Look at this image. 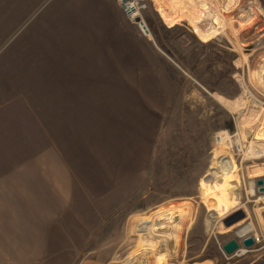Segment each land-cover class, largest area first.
I'll return each mask as SVG.
<instances>
[{
  "label": "rangeland",
  "instance_id": "obj_1",
  "mask_svg": "<svg viewBox=\"0 0 264 264\" xmlns=\"http://www.w3.org/2000/svg\"><path fill=\"white\" fill-rule=\"evenodd\" d=\"M68 1L74 5L65 7L59 22L81 28L82 54L84 40L105 44L109 38L106 43L114 49L121 38L117 33L124 34V86L135 81L136 67L145 63L153 69L145 73L143 104L139 96L136 103L131 88L124 93L112 87L99 90L96 106L82 105L80 135L74 144H65L64 161L47 170L48 185L45 175H34V205L18 208L23 212L16 223L0 224V264L264 260V225L257 210L264 199L248 194L250 187L257 192L256 180L264 176L250 178L246 171L251 164L264 165V141L256 135L264 116V72L258 73L264 69V1L240 0L237 9L230 5L229 12L221 13L228 0H142L139 16L147 36L115 0L106 7L92 0ZM108 22L122 24L124 33L119 27L106 32ZM100 49L103 54L106 48ZM232 101L238 106L230 111ZM241 119L250 121L246 133L239 130ZM221 137L230 146L229 169L238 187L237 204L218 214L203 199L202 182L228 188L211 174ZM41 175L42 184L37 182ZM61 179L66 189L50 190ZM164 207L179 217L155 219L154 211ZM232 216L239 217L238 224L218 232V223ZM242 232L263 239L247 253L226 254L224 245L235 241L239 246L237 233ZM153 242V250L141 246Z\"/></svg>",
  "mask_w": 264,
  "mask_h": 264
},
{
  "label": "crops",
  "instance_id": "obj_2",
  "mask_svg": "<svg viewBox=\"0 0 264 264\" xmlns=\"http://www.w3.org/2000/svg\"><path fill=\"white\" fill-rule=\"evenodd\" d=\"M92 1L95 6L113 5V0ZM239 1L228 0L220 12H229L230 5L237 9ZM69 4L73 3L0 0V224L16 223L18 212H23L18 208L34 205V175H45L48 185L47 170L60 165L59 159L64 161L65 144L80 135L82 105L92 102L96 106L100 89L114 87L125 93L126 87L131 88L133 99L143 104L145 73H151L153 67L145 63L136 67L135 81L125 87L124 34L117 33L121 38L115 41L114 49V44L106 43L109 38L105 44L84 40L82 54L81 28L59 22ZM168 7L181 16L171 4ZM160 11L166 23L164 10ZM104 14L109 21L107 9ZM116 24L108 22L105 31H118L122 24ZM120 29L124 33V28ZM98 46L106 48L103 54ZM36 168L43 172H34ZM41 180L42 175L37 182L42 184ZM61 181L50 190H65V179ZM248 264H264V260Z\"/></svg>",
  "mask_w": 264,
  "mask_h": 264
},
{
  "label": "bare ground",
  "instance_id": "obj_3",
  "mask_svg": "<svg viewBox=\"0 0 264 264\" xmlns=\"http://www.w3.org/2000/svg\"><path fill=\"white\" fill-rule=\"evenodd\" d=\"M201 2V1H200ZM207 3V1L205 2ZM201 6L203 7V9H205L206 7L204 6V2L200 3ZM207 6V5H206ZM208 8V7H207ZM202 31H204L202 29ZM193 32L200 38L201 35L199 32H197L196 30H193ZM264 61V60H263ZM258 69V68H257ZM261 69V71H260ZM259 72H264V69L260 68ZM253 72V71H252ZM255 72V70H254ZM253 76L256 77V79L259 78V74L253 73ZM253 77V78H254ZM256 81V80H255ZM254 82V81H253ZM260 82V81H259ZM260 84V83H258ZM263 85V84H262ZM261 86V85H260ZM264 88V87H263ZM228 106L230 107V111H232L233 109L236 110L237 108V103L236 101H232L230 103H228ZM242 112V111H241ZM240 112V113H241ZM244 113V112H243ZM254 113V112H253ZM256 114V112L254 113ZM240 116V115H239ZM244 116V115H243ZM242 116V117H243ZM255 116V115H254ZM245 117V116H244ZM248 117V116H247ZM256 118V117H255ZM253 118V119H255ZM237 119V117H236ZM246 119V118H245ZM239 120V118H238ZM249 120V119H248ZM250 123V121H246L244 119L240 120V124H239V130H243L246 133V129L249 128L248 124ZM261 127H259L260 129H258L257 132V138L258 140L264 141V116L263 119L261 120ZM255 126V125H254ZM219 135V134H218ZM224 136V135H223ZM226 137V136H225ZM225 137H221L220 141L218 142V148L215 150V155L213 157V165H212V172L211 174L213 175V178L215 180L218 179H222L224 182H226V186H228V188L226 189V191L224 189V191H222L221 189L219 190V185L215 186L212 185L213 187H210L208 185V183H206L205 181L202 182V196L203 199L205 200L206 203H208L207 205L211 206L213 210L217 211V213H226L232 206L237 204V193L235 192V188L238 187V177L235 173L231 172V170L229 169V164H231L232 162V158L230 157V146L228 144H226V138ZM226 139V140H225ZM256 140V141H258ZM261 145V144H260ZM264 145V144H263ZM259 146V145H258ZM229 147V148H228ZM249 149L251 148V145L249 147ZM262 149H264V147H262ZM263 151V150H262ZM262 154V153H261ZM248 171L247 176L250 178H256L259 176H264V165H256V164H251L248 167ZM226 172V175L224 176V173ZM229 172V173H228ZM210 174V173H209ZM215 182V181H214ZM223 182V183H224ZM222 183V182H221ZM222 185V184H221ZM220 185V186H221ZM223 186V185H222ZM213 190V191H212ZM250 190V191H249ZM248 190V194H253V187L249 188ZM219 191V192H218ZM229 196V199L227 201V199H225V197ZM205 203V204H206ZM264 205V204H263ZM262 205V207L258 208V214L260 216V220L264 225V206ZM208 206V207H209ZM207 207V206H206ZM238 209V208H237ZM211 211V210H210ZM209 211V212H210ZM216 213V215H218ZM153 215L155 216V219H163L165 218L166 221L170 220L173 217H179L178 213L176 211H174L173 209L169 208V207H164L163 209H158L156 211H154ZM216 215L213 216V218H216ZM225 215V214H224ZM219 216V215H218ZM220 217V216H219ZM222 218V217H221ZM149 219L151 220V218L149 217ZM221 220V219H220ZM243 220V219H241ZM179 221V220H178ZM157 222V221H156ZM180 222V221H179ZM239 222V217L237 218L236 216H232L229 217L228 219L218 223L217 228H218V232H227L229 231V229H231L233 226L237 225ZM260 222V221H259ZM260 222V223H261ZM158 223V222H157ZM247 224V223H246ZM176 225V223H175ZM159 226V225H158ZM161 226V225H160ZM163 227V226H162ZM164 228V227H163ZM179 228V227H178ZM264 228V227H263ZM243 229V228H241ZM251 229V228H250ZM152 230V229H151ZM176 230V229H175ZM181 230V228H180ZM173 232V231H172ZM177 233H180L179 231ZM176 234V233H175ZM174 234V236H175ZM150 235V234H149ZM148 235V236H149ZM157 235V234H156ZM162 236V235H161ZM158 237V236H156ZM151 238V236H150ZM155 238V237H154ZM159 238V237H158ZM161 238V237H160ZM172 238V237H171ZM163 239V238H161ZM160 240V239H159ZM164 240V239H163ZM174 240V239H173ZM155 241V239H154ZM175 242V241H174ZM174 242H172L174 244ZM171 243V244H172ZM175 245V244H174ZM143 248L146 249V247L148 248V250H153L155 243L153 242V244H148V245H141ZM173 246V245H172ZM140 247V246H139ZM178 248V247H177ZM143 250V249H142ZM131 252V251H130ZM134 252V251H132ZM141 252V251H140ZM133 256V253H131ZM132 260V259H130ZM134 261V260H133ZM128 264H133V262L129 261Z\"/></svg>",
  "mask_w": 264,
  "mask_h": 264
},
{
  "label": "built area",
  "instance_id": "obj_4",
  "mask_svg": "<svg viewBox=\"0 0 264 264\" xmlns=\"http://www.w3.org/2000/svg\"><path fill=\"white\" fill-rule=\"evenodd\" d=\"M115 1H116L117 5L122 9V11L127 15L130 22L134 25H137L138 28L141 30V32L145 36H147L148 30L146 28L144 21L139 16V11L141 8H143L142 0H115ZM136 19H139L140 21L137 22ZM256 195H259V194L256 192L255 187H253V194H249V196L253 197ZM259 196L261 197V199H264V192ZM248 232H245V233L242 232V234L237 233V242L239 244V247H238L237 251H235L234 254L242 255L244 253L249 252V249H251V248H248V249L243 248L241 246V243H240L243 238L249 236ZM251 235H252L253 241H254V244L252 247L260 244V242L263 239L262 236H259L257 233H253Z\"/></svg>",
  "mask_w": 264,
  "mask_h": 264
},
{
  "label": "water",
  "instance_id": "obj_5",
  "mask_svg": "<svg viewBox=\"0 0 264 264\" xmlns=\"http://www.w3.org/2000/svg\"><path fill=\"white\" fill-rule=\"evenodd\" d=\"M137 22H139V19H136ZM256 186H257V193L262 194L264 192V181L262 179L256 180ZM254 244L253 237L247 236L241 240V246L245 249H248L252 247ZM238 245L235 241H231L228 244L224 245L223 250L226 254H232L233 252L237 251Z\"/></svg>",
  "mask_w": 264,
  "mask_h": 264
}]
</instances>
